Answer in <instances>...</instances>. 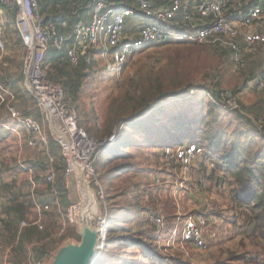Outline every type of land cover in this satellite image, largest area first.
Listing matches in <instances>:
<instances>
[{"label": "rangeland", "instance_id": "374dc122", "mask_svg": "<svg viewBox=\"0 0 264 264\" xmlns=\"http://www.w3.org/2000/svg\"><path fill=\"white\" fill-rule=\"evenodd\" d=\"M239 12L241 10L238 6L237 8L232 7L226 12V15L229 19L236 21L240 17L241 13ZM237 25L241 27L240 24L237 23ZM4 39L5 59L4 65H0V84L6 88L4 82L8 83L9 77L12 78L11 80H18L19 90L22 93L19 97L6 88L13 94V103L21 114L25 112L39 119L40 116L37 115L33 100L24 90V79L22 78L21 81V77H23L21 74L23 48L19 44L18 35L11 22L5 26ZM262 54L257 52L253 56L256 60H260ZM93 55L94 65L87 72L82 71L77 91L78 96L73 102L78 113L79 124L95 140L106 139L114 132L120 134L121 128L125 126L123 121L143 109L140 100L146 99L147 106L152 104L153 99L158 96L157 85H161L160 90L162 91L159 100L166 99L165 104L172 105L178 102L179 99L175 100L169 97L179 92L184 85L182 90L187 91L188 88L189 96L204 94L205 100H209L217 108L225 109L227 107L222 106L217 102V99L211 97L209 91L214 83L217 84V80L220 82L221 88L233 91L234 87L239 84L242 75L234 70L229 50L217 51L214 47L202 43H158L151 47H145L126 62L118 76L105 68L104 61L97 53ZM246 57L248 58V54ZM61 83H65V80L62 79ZM188 95L186 96L188 97ZM259 96L254 89H250L245 94H239L236 98L240 108L242 104L249 117L251 116L253 120L260 118L264 121L263 115L255 116L249 113L248 111H253L249 107L252 104L245 103V101ZM172 109H174L172 112L174 115L178 109L175 107ZM258 111H262V107ZM144 124L149 126L150 123L145 122ZM43 131L49 141L51 136L46 125H43ZM97 131L105 135L100 137ZM143 136V140L141 137L140 139L137 137L138 145L136 147H123L122 157L109 159V155L104 150V152L100 151V148L97 150L94 167L96 166L95 172L104 190L108 216L110 217L114 211V209L111 210L113 205H126L127 201L133 202L136 199L154 201L157 206L156 213L148 212L141 217H126V225L129 227L131 237L136 240L142 239V242L148 240L150 242L148 243L149 251L154 249L157 252L158 255L153 259H160V261L163 260L171 264L177 262H181V264H255L257 261L258 264H263L264 237H256L254 233L249 234L245 229L247 226L243 223L245 218L240 217L246 216L245 210L232 205L230 187L220 188L215 185L218 181L217 177H220L221 174L215 173L216 180L211 179L212 165L209 160L203 159V150L195 158L191 168L185 171L178 162H167L164 158L167 145L170 146L171 151L182 145H171L168 142L165 146H155L147 144ZM27 137L28 135L22 132L23 145L20 144L22 147L20 149L16 134L9 130L0 134V160H4V166H27L23 163L27 156L36 162L43 164L46 162L47 157L39 152L42 148H32L25 144ZM190 141L184 139L183 145ZM117 164L123 165L124 169L117 170ZM8 172L15 176L18 182H22L26 177L21 171L16 172L9 169ZM8 174L6 173L5 179ZM92 188L95 190L94 187ZM65 190L64 199L67 200V203L59 205V215L53 218L51 223L49 222L51 218L47 221L43 219L53 225V233H51L54 234L52 240L55 241L53 252L67 248V244L77 245L82 241L75 228L76 224L67 225L65 230L60 233L61 218L68 205L77 197L78 188L74 179ZM97 200L101 204L99 199ZM99 211L101 215H104L101 205ZM150 213L161 216L165 222V231L162 239L158 241L157 238L154 239V226L144 221L145 216ZM179 213L180 217H178ZM210 213L213 214L210 215ZM171 214L173 216L170 227V220H167L166 216ZM189 214H203L207 218L206 230L212 233L213 237L207 235V247L204 249H195L189 244L181 243L179 235L175 237L173 244L171 240L169 241V234L174 228L179 229L184 216ZM234 216L239 218L236 222ZM167 227L170 229L168 230ZM71 230L75 236L67 235ZM141 230L142 233H140ZM131 242H133L132 239ZM107 243H105L104 250H106ZM116 246L115 243L110 245L108 254H110L111 260L107 264L116 262L115 254L119 251V247L116 248ZM125 250L126 255L120 264H157L150 257H146L140 247L135 248L131 245ZM91 261L92 259L88 264Z\"/></svg>", "mask_w": 264, "mask_h": 264}, {"label": "built area", "instance_id": "2783aa9c", "mask_svg": "<svg viewBox=\"0 0 264 264\" xmlns=\"http://www.w3.org/2000/svg\"><path fill=\"white\" fill-rule=\"evenodd\" d=\"M249 2L250 0H197L193 7L195 12L181 14L183 0H168L167 5L159 8L152 7L149 0H135V8L117 5L112 0H91L88 3L91 11L90 20L76 21L67 35L61 33L55 23L44 21L39 9V0H0V65L5 56L4 29L5 18L8 17L7 20L12 23L22 42L23 87L32 98L40 116L37 119L30 115H22L13 103V94L0 84V105H5L8 114L0 119V128L17 135L20 149L23 145L22 132L28 135L25 141L27 146L45 149L48 161L45 179L53 184L56 178L53 168L55 157L48 152V140L43 131V125H46L50 136L58 143V152L64 161L62 169L64 188L69 187L72 179L76 182L79 171L89 188H95L94 196L99 199L101 203L99 206L104 209V215L100 213L98 219L94 221L98 230L96 256L102 254L108 239L109 214L108 210L106 211L104 190L95 172L94 161L97 148L113 142L117 134L114 132L106 139L95 140L81 127L73 100L67 96L60 83L47 76L49 64L45 63V60L49 46L61 50L70 39V44L65 47V57L72 66H76L83 56L86 62L93 60V54H86L87 49H93L104 61L105 68L118 76L126 62L140 49L152 42L176 39L208 44L217 51L229 50L234 70L240 72L247 66V54L256 50L258 44L264 45V7ZM237 6L241 10L239 21L229 19L226 12ZM3 16L4 19L1 18ZM131 18H135L137 23L131 25L129 21ZM177 20L186 23L189 28L180 29L170 23L176 24ZM255 28L262 31H256ZM239 38L243 41H239ZM253 86L257 91H264V69ZM217 102L228 109H239L236 96L228 88L219 89ZM256 120L258 127L264 128V121L260 118ZM169 147L166 146L164 158L167 162H178L185 171L191 168L193 161L203 150L194 143L179 146L174 151ZM22 167L27 170L30 190L33 193L40 183L35 180L31 168ZM49 192L54 193V188H50ZM32 199L35 217L31 220H22L19 223V230L27 226L43 229L44 213L49 210V206H42L35 201L34 196ZM82 204L81 194L77 190L76 200L68 205L61 218L60 233L67 225L80 221ZM180 216L179 213L178 217ZM144 221L154 226V239L157 238V241L162 239L166 227L163 218L150 213L145 216ZM207 225V218L203 214L184 216L180 228H174L169 234V241L171 240L173 244L175 237L179 235L181 243L189 244L195 249H204L207 247V235L213 237L212 233L207 232ZM94 259L95 256L90 264L94 263ZM43 263L44 259H36L20 264Z\"/></svg>", "mask_w": 264, "mask_h": 264}, {"label": "trees", "instance_id": "16d2710c", "mask_svg": "<svg viewBox=\"0 0 264 264\" xmlns=\"http://www.w3.org/2000/svg\"><path fill=\"white\" fill-rule=\"evenodd\" d=\"M112 1L117 5L135 8V0ZM90 2L91 0H39V9L45 22L55 23L61 33L68 35L73 24L87 16L88 3ZM249 3L252 5L258 3L264 7V0H250ZM170 23L180 29L189 28L186 23H182L180 20H177L176 24L174 22ZM16 33L19 44L22 46L19 34L17 31ZM70 42L71 40L68 39L64 46L66 47ZM183 42L198 43L168 39L164 42H152L147 47L158 43ZM204 45L210 46L208 44ZM65 47L57 50L54 46H49L45 60V63L49 64L46 73L48 78L60 83L65 89L67 96L75 101L78 96L77 91L80 86L82 71L87 72L90 70L94 65V60L86 62L85 56H83L80 57L76 66H72L65 57ZM94 53L96 51L93 49L86 50L87 55ZM3 62L1 66L4 65ZM238 73H242L241 77L247 76L245 71ZM11 79L9 77L8 83L4 82L6 84L5 87L14 93L16 97H19L22 93L19 90L18 80L14 81ZM62 79L65 80V83H61ZM216 82L217 84L214 83L209 91V95L214 99H218L219 89H221L220 82L218 80ZM160 86L157 85L158 96L153 99L152 104L147 106V103H145L146 99L140 100L139 102L141 106L143 105V109L125 119L123 121L125 126L121 128L120 134H117L115 141L99 146L100 151L104 150L109 155V159L122 157L123 147H136L138 138L140 139L141 137V140H143V135L147 144H154L155 146H165L168 142L171 145H183L184 139L191 140L190 143H195L203 148V159L209 160L212 165L211 179L214 180L216 178L214 176L215 173L221 174L220 177H217L218 181L215 185L220 188L223 186L230 187L232 205L242 208L243 211L245 210L246 216L240 217L245 218L243 223L247 225L245 229L248 233H254L256 237H264V128L257 127V120H253L251 116L249 117L246 114V109H244L242 104L241 108L239 105V109L217 108L215 104L205 100L206 97L203 98L204 94L189 96L188 88L187 91L182 90L185 87L184 85L181 89L183 92L180 90L169 97L170 99H179L178 102L172 105L165 104L164 101L166 99L159 100L162 94ZM196 88L199 89L201 87ZM237 88L234 87L233 89L235 95H237ZM182 96L185 98H181ZM195 101L197 102L194 105ZM173 107L178 109L174 115H172ZM6 114L5 105H0V118L5 117ZM22 115L30 114L23 112ZM37 115L39 117L38 111ZM145 122L150 123L149 126H145ZM4 132L6 131L0 128V134ZM97 133H99L100 137L105 135L100 134L99 131ZM58 148V143L52 136L49 137L48 151L55 157L53 168L56 178L53 184L45 179V172L48 170L47 160L44 164L33 161L28 156L23 160V163L27 165L26 167L33 170L35 180L40 182V186L33 193H31L30 185L28 184L27 170L20 166H4V160H0V246H11L12 264H20L26 260L25 245L31 242H37L33 246L35 258L41 257L44 252L49 250L51 245L55 246V241L52 240L51 235L53 233V225L50 223L53 218L59 215V205L67 203V200L64 199L66 190L62 182L64 161L58 152ZM39 152L47 157L44 148L39 150ZM123 167L120 164L116 165L117 170H123ZM9 169H13L16 172L21 171L26 175L25 179L22 182H18L15 176L8 172ZM6 173H9L7 179H5ZM52 187L54 188V193L50 194L49 189ZM32 196L42 206H49V210L45 212L44 219L47 221V219L51 218L50 223L48 224L44 220L42 230H39L37 226H27L19 230V223L22 220H31L35 217V206ZM112 207L111 210L114 209V211L109 217L107 247L95 264H107L111 260L108 251L110 245L114 243L117 245L116 248L119 247V251L115 254L116 262L114 264H120L126 255L125 249L130 248L131 245L135 248L140 247L146 257L153 259L157 256L158 254L154 249L149 251L148 243L150 242L148 240L142 242V239L136 240L134 237L132 238L129 233V227L126 225L127 216L141 217L148 212L156 213L157 206L154 201L148 202L136 199L133 202L127 201L126 205H113ZM172 216L173 214L166 216V219L170 220V227L172 226ZM234 217L236 222L239 218L238 216ZM167 229L169 230L170 228L167 227ZM72 232L73 230L69 231L67 235L75 236V233ZM140 233H142V230ZM131 239L133 242H131ZM262 250L264 251V246ZM153 260L157 264H171L163 260L160 261V259ZM258 263L257 261L255 264ZM262 263L264 264V259ZM176 264H181V262Z\"/></svg>", "mask_w": 264, "mask_h": 264}, {"label": "crops", "instance_id": "0c3cea01", "mask_svg": "<svg viewBox=\"0 0 264 264\" xmlns=\"http://www.w3.org/2000/svg\"><path fill=\"white\" fill-rule=\"evenodd\" d=\"M121 1L123 2L125 0H121ZM196 1L197 0H183V4H182V8H181V14H184L186 12H195L193 7H194ZM149 2L151 4V6L155 7V8H159V7H162V6H165V5L168 4V0H149ZM5 16H3L1 18L4 19ZM90 16H91V11H90V8H89L87 10V16H85V18L83 20H85V21L90 20V18H91ZM7 18H5V26L10 22L9 20H7ZM129 21L131 22V25L137 23L135 18H131ZM255 30L256 31H262L259 28H255ZM239 41L242 42L243 40L241 38H239ZM257 52L263 53L262 54L263 56L261 57L260 60H256L254 58V56H255V54H257ZM247 59H246L247 60L246 62H248V63H246L247 66H246V68L244 70L245 73L247 74V76L240 78V80H239L240 82L236 86V87H238L237 88V92H236L237 93L236 96L238 98L239 94H241V93L245 94L246 91H249L250 89H254V91L257 94H259L260 96L258 98H254V99L251 98L249 101H245V103H251L252 104L249 107L253 111L252 112L248 111V112L251 113L252 115H255V116H259V115H263L264 116V91H257L255 89V87L253 86V83L256 81V79L259 77L261 71L264 69V45L258 44L256 46V50H252L250 53H248V58ZM260 107H262V111H258L260 109ZM6 113H7V111H6ZM7 115L8 114H6V116ZM5 117H3V118H5ZM2 130H4V129H2ZM28 184H29V182H28ZM2 216H4V215H2ZM45 241H47V240H45ZM36 244H37V242H31V243L25 245V248H26V253H25V255H26L25 259L26 260L25 261H27V260H36V259H44V263L43 264H48L50 262L51 258H52V254H53L52 250L55 249V246L51 245L49 247V250L44 252L41 257L35 258V252L33 251V246L36 245ZM10 248H11L10 245H6L4 247L2 245L0 246V264H12V259H11V255H10Z\"/></svg>", "mask_w": 264, "mask_h": 264}, {"label": "water", "instance_id": "95a60500", "mask_svg": "<svg viewBox=\"0 0 264 264\" xmlns=\"http://www.w3.org/2000/svg\"><path fill=\"white\" fill-rule=\"evenodd\" d=\"M76 184L81 194L83 204L80 212V221L76 223V230L81 237V243L68 245L57 252H53L48 264H88L95 256L98 244V230L94 221L98 219L99 203L94 196L93 189L83 179L81 172L77 173Z\"/></svg>", "mask_w": 264, "mask_h": 264}, {"label": "bare ground", "instance_id": "6f19581e", "mask_svg": "<svg viewBox=\"0 0 264 264\" xmlns=\"http://www.w3.org/2000/svg\"><path fill=\"white\" fill-rule=\"evenodd\" d=\"M114 141H115V140H114ZM114 141H113V142H114ZM97 253H98V252L96 251V252H95V259H94V263H93V264H95V262H96V261L98 260V258H100V256H101V255L96 256Z\"/></svg>", "mask_w": 264, "mask_h": 264}]
</instances>
